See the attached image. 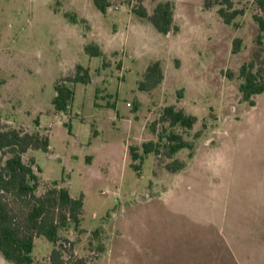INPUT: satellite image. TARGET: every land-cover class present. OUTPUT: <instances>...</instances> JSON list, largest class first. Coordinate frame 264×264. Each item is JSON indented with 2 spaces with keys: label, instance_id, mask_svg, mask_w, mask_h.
<instances>
[{
  "label": "rangeland",
  "instance_id": "374dc122",
  "mask_svg": "<svg viewBox=\"0 0 264 264\" xmlns=\"http://www.w3.org/2000/svg\"><path fill=\"white\" fill-rule=\"evenodd\" d=\"M162 2L111 0L103 14L91 0H0V129L48 135V153L24 155L42 171L38 194L58 183L84 200L82 232L38 238L34 264L61 245L65 264H264V94L252 106L240 91L241 68L264 62L261 10L235 0L243 14L226 24L205 0H170L166 35L135 13ZM155 62L163 82L142 92ZM78 67L88 83H70ZM58 84L74 90L69 113L54 109ZM167 106L197 118L173 129L193 143L174 156L186 167L168 171L162 148L137 170L129 148L158 141Z\"/></svg>",
  "mask_w": 264,
  "mask_h": 264
},
{
  "label": "trees",
  "instance_id": "16d2710c",
  "mask_svg": "<svg viewBox=\"0 0 264 264\" xmlns=\"http://www.w3.org/2000/svg\"><path fill=\"white\" fill-rule=\"evenodd\" d=\"M97 9L105 14L111 6V0H91ZM261 14L254 16L259 26L257 43L263 46L264 34V0H256ZM205 7L212 9L218 7V13L226 24H232L241 14L242 10L235 9V0H205ZM141 18L151 22L162 34L172 31L174 22L173 6L170 0L158 4L154 14L149 15L143 9L136 10ZM76 23L75 18L72 19ZM177 29V28H175ZM241 40L235 41V50L238 51ZM87 50H94L93 56L100 57L102 51L98 46H89ZM262 64L260 67L257 64ZM264 62L256 54V59L241 68L243 83L240 86L244 101L255 105L254 96L264 94ZM257 68V69H256ZM84 72L82 75L81 72ZM164 79L160 62L151 64L139 82L142 92L156 89ZM90 80L88 70L81 67L77 75L70 79V83H88ZM74 97L73 88L67 85H56V96L53 100L54 109L58 114L69 113ZM136 105V109H137ZM197 122L193 115L186 114L175 106H167L160 118L152 126H163V133L158 134V141L143 143L140 148L130 147L129 154L134 162L133 167L140 169L145 156L161 154L166 149L168 159L172 162L166 165L168 171L177 173L185 169L186 165L174 156L180 151L193 150V143L185 140L183 136L173 129L181 127L192 130ZM37 126L39 122L37 120ZM158 133V132H157ZM165 144H162L163 141ZM29 151H50V138L39 131L34 133L20 129L6 127L0 129V255L11 264H34L33 251L35 241L44 237L53 245L60 241V232L72 227L76 232H82L80 226L84 212L83 196L78 199L70 195L68 188L53 187L39 195L41 185V169L36 167V161L31 158L29 163L24 162V155ZM63 246L54 249L50 256V264H65L63 260Z\"/></svg>",
  "mask_w": 264,
  "mask_h": 264
}]
</instances>
